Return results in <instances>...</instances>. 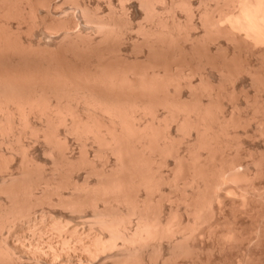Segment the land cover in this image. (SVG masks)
<instances>
[{"label": "bare ground", "instance_id": "6f19581e", "mask_svg": "<svg viewBox=\"0 0 264 264\" xmlns=\"http://www.w3.org/2000/svg\"><path fill=\"white\" fill-rule=\"evenodd\" d=\"M2 1L8 6L11 0H1L0 7L3 4H1ZM46 1H44L45 6H42V2L39 3L44 7V16L49 17L51 21L52 10L56 13V10L60 11L63 7H60L59 2L57 4L52 0ZM71 1L63 0L62 3L70 2L71 6L68 4L70 6L68 7L79 12L82 18L80 19L81 24L84 23L81 30L75 29L78 21L76 20L75 23L73 19V22L72 14H69L77 11H71L69 8L68 14H66L67 9L61 10L62 13L65 11L63 15H71L67 19L68 23L57 19L55 21L59 20L58 23L61 22V24H59V28H56L53 25L54 18L50 22L53 24L42 19V21L39 20L41 23L43 22L42 29L44 24L46 26H44L45 30H41L47 32L57 30L55 32H59L54 44L58 48L64 47V45H68L66 48H72L74 45L85 49L89 45L90 48L93 46L94 50L99 49L101 52L102 44L104 45L111 36L108 33L116 29L114 28V26L117 27L116 23L115 25L111 24L113 22H107L95 13L91 14L92 11L89 15L90 11H87V5L84 2L73 0L72 2L75 1V3H72ZM120 1H117L120 3L118 5H121L124 0ZM199 1L197 9H190V7H188L189 10L186 9L188 12L191 11L189 14L185 9L183 10L185 6L180 2L177 3V0H139V2L137 0L138 7L142 9H140L142 19L149 18V22L147 21L149 24L143 21L146 23L145 25H149L150 28H146L148 31L144 30L150 34L146 35L145 33L141 40L138 37L136 40L139 41H135V38L131 39V37L130 39L139 43L143 41L142 44L146 42L144 44V46L147 44L145 46L147 48L144 47L146 50L143 48L147 53L146 57L152 58L153 55V59L157 57L159 59H157L159 62H156L155 59L153 67H150L151 69L146 72L130 73L128 70L123 69L124 71H122L121 68L113 67L114 71L121 70V73L116 71L114 74L111 67V69L104 70L106 71L104 74L102 71L98 72L99 74L102 72V75L97 73L101 79L104 76L103 82L98 76H96L98 79L93 78L97 71L93 72L92 78L95 81L92 80V85H87L94 88L89 92L86 88L80 91L83 87H79L77 88L79 91L75 90V93L78 91L76 93L78 98L75 99L74 96L72 99L70 98L71 100L67 98L64 102L58 101L53 95L57 87H60L54 85L56 83L53 84L54 87L51 85L53 82L38 83L40 87L32 85V90L27 95L31 96L32 91L38 92L43 85L47 86L48 84L49 89L46 90H50L48 95L52 92V95H47L51 103L55 105L70 104L75 99L71 104L74 103L72 105L77 108H75L76 111L80 112L77 117H70L72 119L55 115L49 111L40 114L41 117L42 114L44 116L42 117L44 119L40 117L42 120L39 117L38 121L33 120L32 117L29 118L30 124L34 128V134L35 132L38 134L39 131L43 135L39 134L44 138L49 137L47 130L49 127L46 128L48 126L46 124H49L48 121L50 124L51 121H57L58 117L59 119L63 118V126L87 129L85 125L87 123H91L87 124L88 127H94L92 125L93 114L96 118L98 112L99 115L103 114L104 111L100 112L99 110L101 108L112 110L117 115L109 114L108 119H111L108 121L107 114L104 112L106 117L104 114L103 118L98 115V118H102H99L103 121H101L102 126H99L100 121L97 118L98 120L94 119L95 123L96 120L99 121L97 122L99 124L96 123V128L89 130L90 133H87L89 128L85 131L88 137L85 132H82L87 139L91 140L90 146L93 144L90 149L93 152L91 158L93 154L104 152L107 157L105 156L106 160L104 159L103 162H106L101 164L102 161L96 160L95 157L88 159L86 154L87 158L85 155L82 156L83 148H87V151L89 149L86 144L84 146L83 142L81 144V139L80 143L77 141L80 144L77 143V147L78 150H81L82 158L74 160L80 154H75L72 159L66 152L67 147H62L63 149L58 151V146H53L55 142L58 145L59 141L56 140L59 139V136L56 137L57 139H51L52 142L55 141L53 144L48 138L44 139L42 149L44 153L51 156L48 158L49 169L44 172V175H39L40 172L33 169L34 165L29 158L12 150L15 149L16 139L14 136L17 135L16 133L12 134L13 137H4V135L0 137L3 140L0 143L7 142L4 143L6 146L14 138L15 142L10 143L11 146L13 145L12 148L10 145L8 147L10 150H6L5 146L4 148L7 152L13 151V155L21 156L17 158L16 165H13L12 169L3 168V170L2 167L0 169V192L2 193L0 194V264H264V0ZM12 2L10 5L14 4L15 6L19 1L14 3L13 0ZM31 2L33 0H21L18 4L19 9L17 8L20 12L18 13L16 10V13L20 15L13 14L15 10L11 13L13 14L12 18L19 16L17 24H12L9 21L10 14L7 20L4 19L6 14L11 12L5 13V10L14 9L12 6L6 9L0 8L3 10H0V13L3 12V15L0 14L2 15L0 18V54L3 55H1L0 61L1 59L7 60V62L1 61L3 64H10L9 60L14 64L20 60L25 61L23 59H26L25 64L38 60V58H33L34 54H30L33 53L30 52L32 49L38 47V38L32 40L25 33V35L22 34L23 36L20 34L22 21V23L25 22V19L30 22L35 21H31V14H28H34L32 11L35 12L33 7L35 4ZM110 7L112 8V5ZM177 11L187 13L186 16L184 15L185 19L191 17L195 11V18L192 16L193 21L192 17L187 19H190L188 22L191 25H188L190 29L187 28L186 30L189 29L187 32L179 29L181 21L179 22V19L177 20L175 17ZM109 12H113V9ZM62 13H60L61 16ZM53 15L55 16V14ZM27 21L26 26L31 24L30 22L28 24ZM143 24L139 23L140 31L145 27ZM51 25L55 29H52ZM55 25L58 24L55 23ZM14 28H16L17 37L11 38L14 37L12 36ZM17 29L20 30H18L19 33ZM130 29L126 31H131L132 29ZM138 29L136 28L137 31H139ZM91 31H94L98 38L93 36ZM18 34L21 36L18 37ZM91 36L93 37L91 38ZM94 38H97L96 42L100 44L101 49L95 47L99 45L96 44ZM11 39H15L19 45H16ZM176 40L181 44V51L177 46H172ZM8 41L11 42L9 46L7 45ZM91 41L93 44L90 43ZM33 44H36V47H33ZM8 47H11L12 50L10 48L9 50ZM182 54L188 56L190 60H195L192 61L195 66L191 67L186 64L185 67L179 64L180 67H175L174 73L169 71L164 62L168 57L176 58L177 55ZM241 55L244 57L242 58ZM94 56V58L93 55L91 57L92 61L97 60V65H100L99 60L95 59L97 56ZM237 57L240 58L237 60ZM241 58L243 61L245 59V62L242 60L240 62ZM248 58L249 60L254 58L255 61L252 59L253 64L248 61ZM27 60L29 61L27 62ZM22 61L19 63L21 64ZM40 61L42 62V60ZM40 61L39 65H43ZM14 64L12 63V65ZM35 64L38 62L33 65L36 66ZM33 65L30 66L32 69L26 68L27 72L36 70ZM26 69L21 70L24 73ZM18 70L17 68L15 71L13 70V74H7L6 80L15 74L23 76V73L19 72L21 70ZM1 74L0 77L4 78L5 76ZM211 74L215 75L216 82L209 79ZM243 75L249 80L253 94L251 97V95L243 93L244 105L242 103V106L245 107L242 111V108H239L240 102L236 103L235 94L233 96L235 88H230V84L236 82L239 76L242 78ZM24 76L22 81L27 78L26 72ZM12 77L9 79L11 80ZM19 77L16 78L15 75L12 78L13 81L9 79L8 81L14 84L17 79L20 82ZM1 78V82H4V84L0 83L1 95L18 90L20 92L22 90L23 93L24 87L26 89H24V93L29 92L30 86H27L28 89L26 88V80L23 81L26 85L22 81L20 82L24 87L19 89L21 84L18 83L19 88L17 84L15 87L9 86V83L5 84L6 80ZM194 78L196 81L193 82ZM86 83L88 82H85V86H87ZM7 87L8 89H6ZM95 87L98 88L96 92H94ZM2 88L5 90L3 91ZM12 88L13 91L9 92V89ZM182 89L186 91L185 96L187 97L184 96L186 101L177 102L179 99L176 101L173 96L176 102L174 104L172 102L174 108L171 107L168 101L172 100L170 98L168 100V96L171 94L180 96ZM46 90H42V92ZM42 92L37 95L34 92L33 96L35 95L36 98ZM97 92L104 93V97L102 98L100 95L101 97L97 98ZM109 92L112 94L109 95ZM126 93L139 94L143 97V101L150 96L155 99L158 97L159 101L168 104V109H172H157L153 115L152 113L148 114L147 111L146 113L145 109L144 111L140 108L133 110L137 104L139 107L143 106L144 103L141 100L140 103L136 101L135 106L130 104L129 107H133L128 110L126 107V110H130L132 114L127 117L125 112L123 115L119 109L120 98H123L121 101L124 100ZM106 94L109 95V99ZM225 96L228 99H225L227 106H224L222 99ZM90 99L92 102L89 101ZM101 99L106 100L107 105L104 101L100 102ZM0 101L2 100L0 99ZM159 101L157 103H161ZM4 104L0 105V122L2 124L3 115L6 116V113L10 111L11 122L15 125L13 130L18 133L20 131L17 127L19 113L16 112L12 104L6 103V106ZM3 108L8 112H5ZM2 110L4 111L3 115H1ZM16 113L18 114L16 115ZM88 114H92L89 116L92 117V122H89ZM112 115L114 117H111ZM168 116L175 117L174 126L164 124V120ZM84 119H88V121H83ZM111 120H113L112 124L115 121L117 124L113 126ZM67 127L66 129H68ZM63 128L57 135H64L67 130L65 127ZM46 132L48 134H44ZM28 134L30 133L28 132ZM43 137L37 138L42 140ZM254 138L259 139L258 142H255L256 145L253 144ZM60 139L62 141L64 138L60 137ZM84 143L86 142L84 141ZM22 144L17 146L23 149L26 145L24 143L22 146ZM81 145L83 148L79 147ZM157 147L163 152L156 153L155 151L159 150ZM166 150L171 155L168 156ZM2 152H5L4 149ZM161 153L167 154L164 155L165 158L161 157L163 155L160 156ZM93 160L100 164L97 163V165ZM77 163H81L82 165L79 167L83 169L82 178H78L79 181L75 180L71 174H64L72 170ZM89 177H93L92 183ZM55 204L66 209L68 213H81L79 214L81 215L80 219L84 220L81 236H73L75 240L73 238L72 241L70 240L71 234H69L70 236L67 234L69 237L64 236L65 231L62 232V235L59 232L58 237H56L57 233L55 235L54 232L53 234L47 231V229L60 231L62 226L59 224L44 228L43 220L50 215V209H52L50 207ZM23 224L25 229L22 228ZM27 228L30 230L26 231ZM101 241L106 243H101ZM105 244L111 245L110 251L98 257L100 253L107 251Z\"/></svg>", "mask_w": 264, "mask_h": 264}, {"label": "rangeland", "instance_id": "374dc122", "mask_svg": "<svg viewBox=\"0 0 264 264\" xmlns=\"http://www.w3.org/2000/svg\"><path fill=\"white\" fill-rule=\"evenodd\" d=\"M1 1V0H0ZM13 0H11L10 1V3L12 2ZM15 1H21V0H14V3H15ZM32 1V0H31ZM44 1H46V0H33V2H34V10H35V12L34 11H32L34 14H32V13H28V14H31L30 15V20L31 21H33V20H35L34 22H30V21H27L25 18H22V19H25V22L24 23H22L21 22V20H20V22L22 23H20V30L19 29H17V32L19 33V31L21 32L20 34L22 35V34H26L27 36H29L32 40H36L37 38H38V40H37V42H39V44H40V47H39V44H38V47H36V44H33L34 46L33 47H36V48H34V49H32V48H29L31 51L30 52H33V53H30V54H34L35 55V57H33V58H38V60L40 59V60H42V64L43 65H39L40 63H39V61L37 60H33V61H31V63H32V65L34 64V63H36V62H38V64H35L36 66H34L33 65V68H36V70L34 69V70H32L31 72H27V69H32V67H30V66H32V65H30L29 64V60H27V62H28V64H25L26 62V59H23V60H25V61H22V60H20V61H22V63L20 64L19 62H15V64H19V65H15L14 64V62H12V61H10L9 60V62H10V64L9 63H2L3 61L5 62H7V60H2L1 59V61H0V74L2 73V71H3V73L1 74V75H3V76H5L4 78H1V79H4V80H6V75L7 74H13V70L15 71L17 68L19 69V70H25L26 68V71H24V73L22 72V70L21 71H19L21 74L23 73V76L21 75H19V76H17V74H15L16 75V78L17 77H19L20 79H21V81H22V78L23 77H25L24 76V74H25V72H26V76H27V78L25 79L24 78V80H26V82L25 83H27V85L23 82V84H25L26 85V88L28 89V87L30 86V88H29V92L28 91H26L25 93H24V89H25V87H24V85L23 84H21L20 82H18L17 81V79H16V81H15V79H14V81L15 82H17V83H15L14 82V84H12V83H10L9 81H8V79L10 78V77H12V75L9 77V78H7V80H6V83L5 84H8L9 86L10 85H12V86H14L15 87V85L17 84V86H18V88H19V86L20 85H18V83L19 84H21V87L19 88V89H21L22 87H24L23 88V93H22V90H21V92L19 91H13V88L10 90L9 89V92L10 91H13V92H10L9 94H7V95H5L6 93L5 92H1L2 94L3 93H5L4 95H1L0 94V96L2 97H0V99L2 100V101H0V102H2V104H4L5 102L6 103H10V104H12L14 107H15V109H16V112H18L19 113V124L17 125V127H18V130H20L18 133H19V135H18V133L15 131V130H13V128L15 129V125H14V123L12 124V122H11V120H12V115H11V113H10V111L8 112V110L6 111L4 108H6L5 106H4V108H3V110L5 111V112H8V113H6V116H4L3 114H4V111L3 112H1V115H3V121H2V124H1V122H0V137H3V135H4V137H8V136H12V134L14 133V135H15V133L18 135V137H16L17 135H15L14 136V138L16 139L15 141H16V143L14 144V146H15V149L17 148V150H15V149H12L14 152L16 151L17 153H19L21 156L23 155V156H25V157H27V158H29L30 159V161H31V163L34 165L33 166V169L35 170V171H38V172H40V174L39 175H44L45 173L44 172H47L48 171V169H49V165H50V163H49V159L48 158H50V154H48V153H44V151H43V147H44V145H43V143H44V139H48V138H50V139H48L49 141H51V139L52 140H54V139H57L56 137H58L59 139H60V137L61 138H64V139H62V141H60L59 139H57L56 141L58 142L59 141V143H58V145H56V142H55V144L53 145L54 147L56 146H58L57 147V150L59 151V150H62L64 147H67L66 148V152H67V154L70 156V158L72 157V159L74 158V155L75 154H80L76 159H74V160H81L80 158H82V156L83 155H87L89 158L88 159H90L91 158V156H92V154L91 153H93L92 151H90V149H91V146H93V144L90 146V142H91V140L88 138L87 139V134H86V132L85 131H87V129H88V131L89 130H91V129H93L94 127L96 128V123L97 122H99V123H97V124H99V126H102L103 124H101V121L102 120H100V119H102L103 118V114H104V112H105V114H107V117L105 116V114H104V117H106L107 119H108V116L110 117V115L109 114H113V115H117L115 112H113L112 110H108L107 108H101V109H99L100 110V112H101V110H102V112H103V114L102 115H99V112L97 113L99 116H102V118H98V115H97V118L99 119V121H97L98 119L95 117V114H93V116L92 117H94L93 118V123H92V125L94 126L93 128L92 127H88L87 126V124L89 125V124H91V123H87V124H85L86 125V127H87V129H81V128H79V129H73V128H70V127H67V126H63V124L64 123H62V122H64L63 121V118L62 119H59V117L58 116H65L64 118H66L67 117V119H69L70 117H77V115H79V111L77 110L76 111V107H74L72 104H74V103H72L71 104V102L72 101H74L75 99H77L78 98V96L76 95V93H78V91H79V89H77V88H79V87H83L82 89H80V91L81 90H84L85 88L86 89H88V91L90 92V89H92V88H94V87H91V86H89L88 87V85L89 84H91L92 85V83H91V81L92 80H94L95 81V79H93V78H96V76H98V77H100L99 79L102 81V79H103V77H102V79H101V76H99L102 72H103V74H104V72H106V71H104V70H106L107 68H109V69H111V67H112V69H113V67H115V68H121V70L122 71H124L123 69H125V70H128L130 73L131 72H143V71H147V70H149V69H151L150 67H153V64L155 63V61L158 59V57L157 58H155V59H153L154 57H153V55H152V58H150V57H146V55H147V53L145 52V48H147V47H145L144 46V44L146 43H144V44H142V42L143 41H141V43H139V42H135V41H139V40H136L138 37H140V38H138V39H142L141 37H144L145 35V33H146V35H149L150 33L149 32H146V31H148L146 28H150L149 27V25H145L146 23L147 24H149L148 22V19L149 18H147V20H144V19H142L143 18V16H141L142 15V12L140 11V7H138L139 5L137 4V0H122L123 2L121 3V5H118V4H120V3H118L117 1L118 0H75V1H79V2H84L86 5H87V11L89 12V15H91V14H94L95 13V15H98L99 17H101V18H103L104 20H107V22L108 21H110V23L111 22H113V23H111V24H114L115 25V23H116V26L117 27H115L114 26V28H116V29H114V30H111V31H113L112 33H108L109 35L111 34V36H109V39L104 43V45L102 44V46L101 47H103V50H101V52H100V50L99 49H96V50H94L93 49V46H91V48L89 47V45H88V47L87 48H85V49H82V47H80V46H74L73 44V47L72 48H66L67 46L66 45H64V47L62 48H58V46L57 45H54L55 44V40H56V37L59 35V32H55V31H57V30H50V31H42V30H45L44 29V26H46L45 24H44V26H43V29H42V25L41 24H43V22L41 23L40 21H42V19H43V21L45 20V22H47V21H49L48 23H50L52 20H53V18H54V22L56 23V24H61V22L60 23H58L59 22V20L60 19H62V21L64 20V22H66V23H68V21L69 20H67L68 18H70L71 17V15H63V13L65 12H63L62 13V11L61 10H65V9H67L66 10V12L70 9L71 11L72 10H74V9H71V8H69L70 6H71V4H70V2L69 3H62V1L63 0H52V2H54V3H57V2H59V5H60V7L62 6L63 7V9H60V11L58 10H56V13H55V11L54 10H52V19H51V21H50V18L49 17H46V16H44V7H42L43 5L45 6V4H44ZM71 1V0H70ZM73 1V0H72ZM71 1V2H72ZM75 1L74 2H72V3H75ZM120 1V0H119ZM150 1V0H149ZM19 2H18V4H19ZM33 2H31L32 4H33ZM39 2H42V6H41V4L39 3ZM47 2V1H46ZM121 2V1H120ZM138 2H139V0H138ZM178 2H180L182 5H184L185 7L183 8V10L185 9V11L186 12H188L186 9H188L189 10V8L188 7H190V9H195L196 7H198V4H199V0H177V3ZM3 3V4H2ZM10 3L8 4V6H6V3L4 2V1H2L1 2V7L0 8H11V6H12V8H14V9H7V10H5L6 12L5 13H8L9 11H11V12H9L8 14H6L7 16H6V18H4V19H6L7 20V17L9 16V14H10V16L11 17H8L10 20V22H12V24H17L19 21H18V17L19 16H17V17H15V18H12V15L13 14H18L20 11H18L17 10V8H18V4H16L15 6H16V9H15V6H14V4L13 5H10ZM13 3V2H12ZM61 3H62V5H61ZM112 5V8L110 7V5ZM179 3V4H180ZM5 4V5H4ZM40 4V5H39ZM58 4V3H57ZM64 4V5H63ZM70 6H69V5ZM4 6V7H3ZM14 6V7H13ZM20 6V5H19ZM40 6V7H39ZM69 6V7H68ZM61 7V8H62ZM67 7V8H66ZM110 7V8H109ZM69 8V9H68ZM19 9V8H18ZM43 9V10H42ZM59 9V8H58ZM111 10V9H113V12H109V10ZM197 9V8H196ZM1 10V9H0ZM13 10H15V12H13ZM16 10L18 11V13H16ZM142 10V9H141ZM178 10H180L179 8H178ZM1 11H3V10H1ZM74 11H77V10H74ZM91 11L93 12V13H91ZM182 11V10H181ZM13 12V14H11ZM68 12H70V11H68ZM68 12L66 13V14H68ZM87 12V13H88ZM193 12V11H192ZM58 13V14H57ZM60 13H62V16H61V14ZM91 13V14H90ZM189 14L191 13V11H189L188 12ZM194 13H195V11H194ZM194 13L192 14V16H194ZM0 14H2L3 15V12H1ZM53 14H55V16L53 15ZM65 14V13H64ZM69 14H72V21H73V19L75 20V23L78 21V23H77V25H76V30H81L82 28L81 27H83L84 26V23L83 24H81L82 22H81V20L80 19H82L80 16V14H79V12L77 11V12H72V13H69ZM74 14V15H73ZM151 14H152V12H151ZM2 15H0V18H1V16ZM18 15H20V14H18ZM58 15H60V16H58ZM176 15L177 16H175L176 17V19L180 22H182V24H181V22H180V25H179V29H182L184 32H187L189 29H190V24H189V20H187L188 18H191L190 16L187 18V19H185V16L187 15V13L185 14V12H183V13H179V11H177L176 12ZM185 15V16H184ZM109 16V17H108ZM3 17H5V16H3ZM149 17V16H148ZM40 18V19H39ZM151 18V17H150ZM152 18H153V15H152ZM194 18H195V16H194ZM193 17H192V21H193V19H194ZM13 19V20H12ZM20 19H21V17H20ZM28 19H29V15H28ZM57 19H59L58 21H55V20H57ZM146 19V18H145ZM40 20V21H39ZM77 20V21H76ZM146 22H144V21ZM16 21H18V22H16ZM26 21H27V23L28 24H30V25H28V26H26ZM37 21H39L40 22V24H39V22H37ZM61 21V20H60ZM148 21V22H147ZM30 22V23H29ZM35 22H36V24H35ZM44 22V23H45ZM74 22V21H73ZM151 22H152V20H151ZM47 23V24H48ZM55 23L53 24V22L52 23H50V24H53L54 25V27H60V25L58 26V25H55ZM139 23L140 24H142V23H144L143 25H145V27L143 28L142 26H140V27H142L143 29H141V31H140V29H138V27H139ZM190 23H191V21H190ZM49 24V25H50ZM63 24V23H62ZM25 25V26H24ZM53 25H51V27L53 26ZM63 25H66V24H63ZM62 25V26H63ZM83 25V26H82ZM138 25V26H137ZM150 25H151V23H150ZM188 25H190V26H188ZM14 26V25H13ZM31 28H30V27ZM137 26V27H136ZM148 26V27H147ZM48 27V26H47ZM47 27H45L46 29H48L49 30V28H47ZM54 27H52V29H55ZM132 30H131V29ZM136 28L139 30V31H137L136 30ZM187 28H189L188 30H186ZM16 28H14V30H15ZM23 29V30H22ZM25 29V30H24ZM29 29H30V31H29ZM42 29V30H41ZM131 30V31H126V30ZM144 29H146V31L144 30ZM19 30V31H18ZM28 30V31H27ZM143 30H144V33H143ZM197 31V30H196ZM16 30L15 31H13V29H12V33H13V35L12 36H14V37H11V38H15V36L17 35L16 33ZM23 32V33H22ZM41 32V33H40ZM43 32V33H42ZM47 32V33H46ZM92 32V33H91ZM90 33L91 34H93V36L95 35L96 36V34H95V32L94 31H91ZM94 32V33H93ZM45 33V34H44ZM147 33H149V34H147ZM196 33H198V31L196 32ZM15 34V35H14ZM24 34V35H25ZM38 34V35H37ZM135 34V35H134ZM136 34H137V36H136ZM21 35H19L18 34V37L19 36H21ZM32 35V36H31ZM36 35V36H35ZM42 35V36H41ZM98 35V34H97ZM139 35V36H138ZM142 35H144V36H142ZM23 36V35H22ZM26 36V37H27ZM93 36H91V38L93 37ZM135 36V37H134ZM17 37V36H16ZM28 37V38H29ZM97 38H98V36H96ZM130 37H131V39H134V40H131L130 39ZM29 38V39H30ZM53 38H55V39H53ZM59 38V37H58ZM58 38H57V40H58ZM97 38H94L95 39V42H96V40H97ZM90 39V38H89ZM11 40H13V39H11ZM90 40H92V39H90ZM14 42H15V39L13 40ZM17 41V40H16ZM54 41V42H53ZM134 41V42H133ZM9 43L7 44L8 46H9V44L11 43L10 41H8ZM14 42H12L13 44H14ZM36 42V41H35ZM89 42V41H88ZM93 42H94V40H93ZM93 42L91 41L90 43L91 44H93ZM7 43V42H6ZM50 43H52V44H50ZM89 43V44H90ZM100 43H102V42H100ZM15 44L16 45H19V43L17 42H15ZM14 44V45H15ZM50 44V45H49ZM96 44L97 45H99V46H95V47H100V44L99 43H97L96 42ZM11 45V44H10ZM95 45V44H94ZM13 46V45H12ZM11 46V47H12ZM56 46H57V48H56ZM172 46L173 47H175V46H177V48L181 51V49H180V47H181V44H180V42L178 41V40H176V42H173V44H172ZM11 47H8V49L10 48L11 50H12V48ZM26 47V46H25ZM32 47V46H31ZM69 47H70V45H69ZM74 47H76V48H74ZM79 47V48H78ZM101 47H100V49H101ZM145 47V48H144ZM27 48V47H26ZM81 48V49H80ZM84 48V47H83ZM145 50H144V49ZM6 49V48H5ZM9 49V50H10ZM28 49V48H27ZM92 49V50H91ZM1 50V49H0ZM2 50L3 51H5V53H7L6 52V50H4L3 48H2ZM99 50V51H98ZM2 51V52H3ZM8 51V50H7ZM1 52V53H2ZM95 52H96V54H95ZM4 53V52H3ZM8 53H9V51H8ZM146 53V54H145ZM2 54H0V57H2L1 56ZM92 55H93V58L95 57L94 55H96L97 57L95 58V59H98L99 61H98V63H100V65L98 64L97 65V60H94V61H92L93 60V58H91L92 57ZM6 55H4V57H5ZM31 56V55H30ZM151 56V55H150ZM156 57V56H155ZM241 57L243 58L244 56H242L241 55ZM6 58V57H5ZM238 58H240V57H237V60H238ZM242 58L240 59V62H241V60H242ZM7 59H8V56H7ZM252 59L254 60V58H251L250 60H249V58H248V61L250 62V63H252L253 61H252ZM159 60V59H158ZM156 61V62H159V61ZM246 60H247V58H246ZM34 61H36V62H34ZM192 61H195V60H190L189 58H188V56L186 57L185 55H177L176 56V58H169L168 57V59L164 62V65H166L167 66V69L170 71H172L173 73H174V71H175V67H180L179 66V64H181V65H184L185 67H186V64H189L191 67L192 66H195V65H193L192 64ZM255 61V60H254ZM25 62V63H24ZM242 62H245V59H244V61L242 60ZM12 63L15 65H12ZM255 63V62H254ZM7 64H9V65H7ZM158 64V63H157ZM253 64V63H252ZM6 65V66H5ZM27 65V66H26ZM29 65V66H28ZM29 67V68H28ZM39 67V68H38ZM15 68V69H14ZM108 69V70H109ZM107 70V72H109ZM115 69H113V71H114ZM118 69H116V71H117ZM120 69H119V72L121 71ZM30 71V70H29ZM97 71V72H96ZM99 71H102L100 74L98 73ZM116 71H114V74H115V72ZM19 72H17L18 74H19ZM96 72V74L94 75L95 77H93L92 78V74H94V73ZM112 72V71H111ZM118 71H117V73H119ZM15 73V72H14ZM99 75H98V74ZM110 73V72H109ZM121 73V72H120ZM113 74V73H112ZM15 75L12 77V78H14L15 77ZM102 75V74H101ZM242 76V75H241ZM8 77V76H7ZM12 78H11V80H12ZM92 78V79H91ZM241 77L239 76V78H237L236 79V82L234 81L233 83L235 84L234 86L232 85V84H228L229 86H230V88H235L234 89V92H233V96H234V94H235V99H236V103H238V102H240L239 104L242 106V103H243V101H244V94L243 93H245V94H249V95H251V94H253L252 92V89H250V84H249V80L247 79V78H245V75H243V77L240 79ZM96 79H98V78H96ZM211 81H214V82H216V77H215V75H212L211 74V76H210V78H209ZM10 80V79H9ZM10 80V81H11ZM13 81V80H12ZM98 81V80H97ZM194 81H196V79L194 78V80H193V82ZM8 82V83H7ZM50 82H53L51 85H53L54 83H56V84H54V85H57V86H60L59 88L57 87V91L55 90L54 92H53V95H54V97L58 100V101H62V102H64L65 100H67V98L69 99V100H71L72 99V97H76L75 99H73L71 102H70V104L68 103V104H61V105H55L54 103H51L50 101H49V99H48V96H50V95H52V92H51V94H49L48 95V92L50 93V90L49 91H47L46 89L49 87V83ZM85 82H88V83H86V85L87 86H85L84 84H85ZM99 82V81H98ZM103 82V81H102ZM101 82V83H102ZM0 83H3L4 84V82L2 81L1 82V80H0ZM38 83H48L47 84V86H42L40 89V91H32L33 93L34 92H36L35 94L37 95V93H39V92H42V90H46L47 91V94H46V91H44V92H42L41 94H39L38 96H36V98H35V95L33 96V93L31 94V96L30 95H27V94H29L30 93V91L32 90L31 88H32V85L35 87V86H37L38 85ZM35 84V85H34ZM249 84V85H248ZM23 85V86H22ZM54 85H53V87H54ZM28 86V87H27ZM39 86V85H38ZM37 86V87H38ZM227 86V85H226ZM233 86V87H232ZM33 87V88H34ZM40 87V86H39ZM44 87H46V88H44ZM44 88V89H43ZM76 88V89H75ZM96 88V87H95ZM1 89V88H0ZM3 89V88H2ZM6 89H8V87L6 88ZM49 89V88H48ZM98 88H96V89H94L95 91L94 92H96V90H97ZM5 89H3V91H4ZM14 90H16V89H14ZM26 90V89H25ZM75 90H78V91H76V93H75ZM103 90H105V88H103ZM227 90H229L228 89V86H227ZM1 91V90H0ZM6 91H8V90H6ZM99 91H101V90H99ZM55 92H56V94H55ZM106 92H108L107 90H106ZM105 91H104V93H106ZM112 92V91H111ZM111 92H109L108 94L109 95H111L112 93ZM186 91H185V89H182L181 90V93H180V96L178 95V97H177V95H175V94H171V96L173 97V96H175V99H176V101H177V99H179V101H177V102H183V101H186V98L185 97H187V96H185V93ZM12 93V95H10ZM101 93V92H100ZM100 93H98L97 92V95H96V97L97 98H99V97H101L100 95H102V98L104 97V93L103 94H100ZM184 93V94H183ZM239 93V94H238ZM99 94V95H98ZM121 94H123V93H121ZM127 94H129L130 95V93H126V95ZM133 94V93H132ZM130 95V96H124V97H126V98H124V100H122L121 101V99H123V98H120V105H119V109L122 111V113L123 112H125V114L127 115V117H130L132 114L130 113V110L129 111H127L128 110V108H131V107H133V106H130L129 107V105L131 104V105H134V104H136V101H137V103H138V101H139V103H140V101L142 100V98L143 97H141L139 94H136V95ZM48 95V96H47ZM107 95V94H106ZM106 95H105V98H106ZM109 95H107V99H109L110 97H109ZM150 95V94H149ZM241 95V96H240ZM29 96V97H28ZM122 96V95H121ZM122 96V97H123ZM137 96V97H136ZM140 96V97H139ZM146 96V95H145ZM171 96H168V100H169V98L172 100V101H168L169 102V104H171L172 102V104H174V102H176L175 101V99H174V97H173V99H172V97ZM185 96V97H184ZM139 97V98H138ZM148 97V96H147ZM177 97V98H176ZM180 97V98H179ZM237 97H239V98H237ZM243 97V98H242ZM251 97H252V95H251ZM32 98V99H31ZM35 98V99H34ZM71 98V99H70ZM145 98V97H144ZM158 98V97H157ZM155 99V97H152V96H150L149 98H146L147 100H145L144 99V101H143V106H138V104L136 105V107H133V110H134V108H140V110L142 109L143 111H144V109H145V112L147 111V112H149L148 114H150V113H152V115H153V113L155 114V111H157V109L159 110H162V109H168V104H164V103H162L161 101H159V98L158 99ZM185 100H184V99ZM155 99V100H154ZM224 101H223V103H224V106H227V98H226V96H225V98H222ZM225 99H227V100H225ZM241 99V100H240ZM4 100V101H3ZM92 99H90L89 101L90 102H92L91 101ZM103 101L105 102V105H107V101L106 100H104V99H101V101L100 102H102L103 103ZM141 101V102H142ZM155 101V102H154ZM161 102V103H157V102ZM242 101V102H241ZM67 102H69V101H67ZM133 102H135V103H133ZM2 104H0L1 106H2ZM170 105L171 107H173L174 108V106L173 105ZM7 105H9V104H7ZM243 105H244V103H243ZM76 106V105H75ZM103 106H104V104H103ZM135 106V105H134ZM138 106V107H137ZM170 106H169V108H170ZM238 106V105H237ZM239 107V108H242V111H243V108L245 107V106H242V107ZM126 107H127V110H126ZM142 107V108H141ZM76 108V109H75ZM228 108V107H227ZM125 109V110H124ZM172 108H170V109H168V110H171ZM176 109H178L177 107H176ZM98 110V111H99ZM132 110V109H131ZM245 110V109H244ZM1 111V110H0ZM45 111H49V112H53L55 115H58L57 117H58V119H57V121L56 120H54V121H51V124H50V121H48L49 122V124L47 123L46 124V128H48L49 127V129H47L48 130V133L46 132V133H44V134H48L49 135V137L48 138H44L43 136H41V135H43V134H41V132H39L38 130V134L35 132V134H34V131H33V129L34 128H32V124H30V119H31V117L33 118V120H37L38 121V117H39V119H41L42 117H44L43 116V114H42V117H41V113H46ZM79 112V113H78ZM96 112H97V110H96ZM96 112H92V113H96ZM146 112V113H147ZM170 112H175V111H170ZM18 113H16V115L18 114ZM91 113V112H90ZM171 113V114H172ZM124 113H123V115H125ZM36 115V116H35ZM90 115H92V114H90ZM89 114H88V117L90 116ZM111 116V117H114V116ZM173 115V114H172ZM34 116V117H33ZM41 117V118H40ZM81 117V116H80ZM87 117V116H86ZM92 117H89V122L92 120ZM6 118V120H4ZM30 118V119H29ZM61 118V117H60ZM73 118V119H74ZM79 118V117H78ZM77 118V119H78ZM82 118V117H81ZM42 119H44V118H42ZM41 119V120H42ZM70 119H72V118H70ZM94 119H97L96 120V123L94 122L95 120ZM107 119H105V120H107ZM111 119V118H110ZM110 119H108V121L110 120ZM86 119H84L83 121H85ZM172 120H174L173 122H171ZM40 121V120H39ZM56 121V122H55ZM88 121V119L86 120V122ZM107 121V122H108ZM112 121L113 120H111V124H112ZM165 122H164V124H166L167 126H174V124H175V117L174 116H168L165 120H164ZM44 122V121H43ZM53 122V123H52ZM92 122V121H91ZM103 122V121H102ZM110 123V122H109ZM173 123V124H172ZM16 124V123H15ZM84 124V123H83ZM95 124V125H94ZM115 124H117L116 123V121H115V123L113 122V126L115 125ZM172 124V125H171ZM84 125V126H85ZM91 126V125H90ZM99 126L97 125V127L99 128ZM63 127H65V130H67V131H65L64 132V135H57V134H59L58 132H61V131H59V130H62V129H64ZM66 127L68 128V129H66ZM32 128V130H30ZM15 131V132H13V131ZM163 130V129H162ZM21 131H23L22 133H21ZM31 131V132H30ZM12 132V133H11ZM27 132V133H26ZM28 132L31 134V133H33V134H28ZM85 132V134H86V136L87 137H85V134H83V133ZM91 131H89V132H87V133H90ZM94 132V131H93ZM10 133V134H9ZM26 133V134H25ZM41 135H40V134ZM2 134V135H1ZM67 134V135H66ZM29 135V136H28ZM33 135V136H32ZM38 135H40V136H38ZM48 135H44V136H48ZM82 135V136H81ZM36 136V137H35ZM84 136V137H83ZM13 137V136H12ZM32 137V138H31ZM41 138V137H43L42 138V140L41 139H38V138ZM9 138H11V137H9ZM14 138H13V143L15 142L14 141ZM26 138V139H25ZM30 140H29V139ZM66 138V139H65ZM82 138H84V139H82ZM258 138V137H257ZM255 139L254 138V140L255 141H253V144H257V143H255L257 140H259V139ZM12 139V138H11ZM34 139H36L35 141H34ZM82 141H81V140ZM242 139H244V138H242ZM47 140V141H48ZM86 142V143H84V141ZM155 140V138L153 139V141ZM0 141H3L2 139H0ZM42 141V142H41ZM46 141V140H45ZM66 141V143H64ZM80 143V141H81V144H82V142H83V144H84V146H85V144H86V147H88V151H87V148H85L86 149V151H83V150H85L84 148H83V146L81 145V146H79V147H82L83 148V150L81 151V150H78L79 148L77 147L78 145H80L78 142ZM12 142H10V143H12ZM22 142H24L25 143V145L26 146H24L23 147V149L21 148H19L18 146L19 145H21L22 144ZM54 142H52L51 141V143L53 144ZM63 142V143H62ZM258 142V141H257ZM4 143H7V142H4ZM4 143H0V148H2V149H4V151L5 152H2V149L0 150V159L2 158V160L0 161V163H2V164H0L1 166H0V169H1V167H2V169L4 168V169H12L13 167V165L15 166L16 164V161H17V158H20L19 157V154H12V152L11 151H9V152H7L6 150H10L8 147H9V145H10V147L12 148V146H11V144L9 143V144H7L8 146H6V144L4 145ZM19 143V144H18ZM21 143V144H20ZM24 143L22 144V146L24 145ZM46 143V142H45ZM48 143V142H47ZM77 143H78V145H77ZM177 143V142H176ZM66 144V145H65ZM89 144V145H88ZM259 144V143H258ZM18 145V146H17ZM3 146V147H2ZM4 146L7 148L6 150H5V148H4ZM22 146H20V147H22ZM63 147V148H62ZM90 147V148H89ZM14 148V147H13ZM18 148H19V150H18ZM82 148H80V149H82ZM158 148V147H157ZM156 149V148H155ZM159 150L157 151H155L154 149V151L156 152V153H160V152H163L162 150H160V148H158ZM164 150V149H163ZM18 151H20V152H18ZM64 151V150H63ZM84 152V154H82V156H81V152ZM1 152H2V154H1ZM13 152V153H14ZM78 152V153H77ZM167 154H168V152H167V150L165 151ZM60 153H62L61 151H60ZM165 153V154H166ZM165 154H160V156L161 155H163V156H161V157H164L165 158ZM166 154V155H167ZM85 155V156H86ZM95 154H93V159H94V157H95V159L96 160H99V161H102V162H100L101 164L102 163H104V162H106V161H104L103 162V160L107 157L106 156V153L104 154V152H102V153H97L95 156H94ZM169 155H171V154H168V156ZM81 156V157H80ZM84 156V157H85ZM87 156H86V158H87ZM106 156V157H105ZM168 156H166V158H169ZM83 157V158H84ZM79 158V159H78ZM85 158V159H86ZM91 158V159H92ZM170 158H171V156H170ZM106 160V159H105ZM93 161H95V160H93ZM96 162V161H95ZM95 162H94V165H95ZM97 163H99L98 161L96 162V164ZM99 163V164H100ZM82 164L81 163H77L75 166H74V168L72 169V170H70V171H68V172H65L64 174H71L74 178H75V180H78V178L80 179V178H82V173H83V169L81 168V167H79V166H81ZM98 165V164H97ZM99 167V166H98ZM3 169V170H4ZM46 170V171H45ZM74 174V175H73ZM73 177H72V179H73ZM92 178L93 177H89V180H91V183H92ZM79 181V180H78ZM90 182H89V184H91ZM0 194H2L1 192H0ZM52 207H50V208H52V209H50V215H48L47 216V218L45 219V220H43L44 221V223H43V225H44V228H46L47 229V227L49 228V227H52L51 225H53V224H59V225H61L62 226V229L60 230V231H56V230H54V231H51V229L50 230H48L47 229V231H50L49 233H55V235H56V233H57V236L56 237H58V233L60 232L61 233V235H62V232H64L63 234H64V236L65 235H69V234H71V238H70V240H72L73 241V236H76L77 237V235H79V236H81L80 234H81V232L83 231V229L82 228H84L83 226H84V223H82L83 221H82V219H80L81 217V215H79V214H81V213H78V212H75V213H68V211L66 210V209H64V208H60L58 205H51ZM78 216H79V218H78ZM42 221V222H43ZM42 222H41V224H42ZM23 229H25V225L23 224V227H22ZM27 230H30V229H26V231ZM5 232V231H4ZM3 232V233H4ZM53 233V234H54ZM54 235V236H55ZM67 235V236H68ZM82 235H83V233H82ZM70 236V235H69ZM68 236V237H69ZM59 237H61V236H59ZM74 240H75V238H74ZM101 243H106V242H104V241H101ZM111 246V245H110ZM110 246H107L106 244H105V247L107 248V251L106 252H104V253H100V255L98 256V257H100V256H102V255H104V254H106V253H108L109 251H110Z\"/></svg>", "mask_w": 264, "mask_h": 264}]
</instances>
